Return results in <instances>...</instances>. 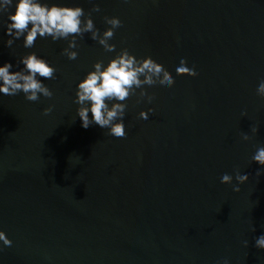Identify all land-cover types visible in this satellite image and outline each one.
Returning <instances> with one entry per match:
<instances>
[{"label":"water","instance_id":"water-1","mask_svg":"<svg viewBox=\"0 0 264 264\" xmlns=\"http://www.w3.org/2000/svg\"><path fill=\"white\" fill-rule=\"evenodd\" d=\"M63 2L85 12L97 4L100 31L104 16H117L116 50L151 56L174 84L145 85L151 103L127 98L123 138L85 129L75 117L76 82L113 53L88 33L77 38L74 60L62 54L66 40L38 37L25 49L21 38L9 48L0 16V64L17 70L34 51L56 69L40 78L50 98L0 95V230L12 241L0 264H264L254 246L264 233V174L251 160L264 145V98L256 95L264 0ZM181 58L196 76L176 75ZM142 109L155 113L147 124ZM237 171L248 179L233 191ZM224 173L231 184L220 183Z\"/></svg>","mask_w":264,"mask_h":264},{"label":"clouds","instance_id":"clouds-1","mask_svg":"<svg viewBox=\"0 0 264 264\" xmlns=\"http://www.w3.org/2000/svg\"><path fill=\"white\" fill-rule=\"evenodd\" d=\"M11 9V11H9ZM97 4L92 5L91 12H99ZM91 12H85L77 3H67L63 0H0V16H6L3 22L4 33L8 39L4 42L9 48L15 41L21 40L25 49H31L36 39L49 37L52 41L66 40L62 54L69 60L76 59L78 53L77 38L89 34L90 39L97 42L109 53H113L106 62L97 59L92 62L91 68L77 80L75 85L74 103L76 116L81 127L87 129L95 124L102 129H107L109 135L123 138L126 135L123 117L127 107L125 101L129 96H137L139 100L152 102V97L145 90L159 87L168 89L174 84V78L164 67L149 55L138 57L127 48L116 50V45L110 40L114 30L121 26L122 21L115 15L104 16L107 25L100 31L96 28ZM21 68L13 69V64L5 61L0 64V95L14 96L22 93L28 101H37L41 96L50 98L53 93L42 79H53L55 67L45 58L34 51H28L19 57ZM176 75L196 76L195 68L186 66V61L181 58L175 68ZM256 95L264 98V79L256 87ZM52 105L42 109L48 115ZM91 114V115H89ZM155 115L149 109H143L138 116L145 124L149 123V115ZM245 115V113H241ZM256 126H250V132L255 134ZM242 140H249L248 133H242ZM251 160L258 165L256 176L264 174V145L255 147ZM236 184L233 191H239L238 185L248 179V174L235 172ZM233 175L224 173L220 176V183L231 184ZM255 230L254 228L252 229ZM247 246L248 241H243ZM12 245L11 239L0 230V251ZM254 246L264 249V233L254 240ZM217 264H229L224 258Z\"/></svg>","mask_w":264,"mask_h":264}]
</instances>
